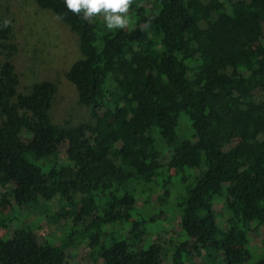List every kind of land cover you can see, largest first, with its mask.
I'll list each match as a JSON object with an SVG mask.
<instances>
[{"label": "trees", "instance_id": "trees-1", "mask_svg": "<svg viewBox=\"0 0 264 264\" xmlns=\"http://www.w3.org/2000/svg\"><path fill=\"white\" fill-rule=\"evenodd\" d=\"M32 1L78 35L81 58L65 76L92 121L53 122L52 81L19 92L13 26L0 19V211L13 207L9 185L18 222L30 206L85 203L59 246L27 224L0 235V264H63L82 242L96 264H163V244L132 234L136 204H151L154 183L168 202L175 179L190 183L176 200L185 239L172 264L209 248L225 252L223 264H264V245L248 249L264 232V101L254 98L264 90V0H130L129 23L112 30L64 0ZM182 114L189 138L178 134ZM123 224L130 238L106 233Z\"/></svg>", "mask_w": 264, "mask_h": 264}, {"label": "rangeland", "instance_id": "rangeland-1", "mask_svg": "<svg viewBox=\"0 0 264 264\" xmlns=\"http://www.w3.org/2000/svg\"><path fill=\"white\" fill-rule=\"evenodd\" d=\"M2 18L9 20L13 26L14 42L18 50L12 57V62L20 76L19 92L24 93L36 82L52 81L58 87L51 109L53 122L58 124L68 122L77 125L92 121L90 109L79 103L75 87L65 76L73 63L81 58L78 35L72 32L51 11L41 9L32 0H0V19ZM0 59H2L1 56ZM254 98L264 101V90L256 91ZM191 132V123L188 117L182 114L178 134L182 138H189ZM66 151L67 144L64 143L55 157L64 160ZM189 183L190 181L182 183L175 179L170 187V199L165 203L162 202V187L159 183H154L152 187L156 190L153 193L154 199L151 204L144 206L142 200L136 204L140 215L139 229L132 234L137 238L157 240L163 244L165 252L162 256L163 264H172V250L179 247L185 239L179 227V211L176 200L183 196L184 189ZM12 187L9 185L2 190L13 205L12 208L5 206L0 211V221L6 223V226L0 229L2 237L10 236L18 225L21 227L24 224L32 227L41 242L48 239L59 246L71 237L72 219L82 209L84 201L77 198L76 203L66 204L59 200H52L47 207L30 206L22 216L23 219L18 222L14 219L19 218L17 214L20 211L17 210L18 206L12 198ZM221 207L222 202L218 201L215 206L216 210L220 211ZM161 208L164 213L157 216L155 222L148 223V217L157 214ZM64 213L67 216L63 215ZM84 225L80 226L85 227ZM130 230L131 227L128 224H123L108 228L106 233L130 238ZM251 235L248 249L252 254H256L259 248L264 245V232L258 230L256 234ZM108 238L107 236L106 241ZM231 249L237 250L242 247L234 245ZM66 251L67 259L63 264H96L95 261L98 259L95 257V250L86 242H82L76 247L71 246ZM224 257L223 250L203 249L200 255H191L186 264H223ZM102 261V259L98 260L100 264Z\"/></svg>", "mask_w": 264, "mask_h": 264}, {"label": "clouds", "instance_id": "clouds-1", "mask_svg": "<svg viewBox=\"0 0 264 264\" xmlns=\"http://www.w3.org/2000/svg\"><path fill=\"white\" fill-rule=\"evenodd\" d=\"M64 4L72 13L82 14L84 19L101 15L109 30L123 28L129 23L126 13L130 0H64ZM8 23L4 21V26Z\"/></svg>", "mask_w": 264, "mask_h": 264}]
</instances>
